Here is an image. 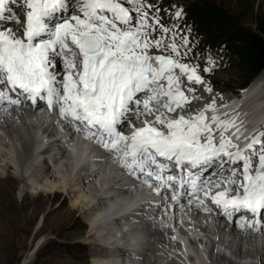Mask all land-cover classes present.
Here are the masks:
<instances>
[{
  "label": "snow or ice",
  "instance_id": "6c2138e0",
  "mask_svg": "<svg viewBox=\"0 0 264 264\" xmlns=\"http://www.w3.org/2000/svg\"><path fill=\"white\" fill-rule=\"evenodd\" d=\"M185 17L160 0H0V120L46 110L68 141L108 153L158 206L215 208L264 233V126L244 137L239 106L220 111L204 74L223 57L194 52Z\"/></svg>",
  "mask_w": 264,
  "mask_h": 264
},
{
  "label": "bare ground",
  "instance_id": "6f19581e",
  "mask_svg": "<svg viewBox=\"0 0 264 264\" xmlns=\"http://www.w3.org/2000/svg\"><path fill=\"white\" fill-rule=\"evenodd\" d=\"M218 76L223 77L220 80L226 77L223 73ZM193 103L197 105L196 102ZM237 106L239 119L243 122L241 128L246 129L243 132L246 134L264 115V67L241 99L233 100L220 110L231 111ZM57 130L49 121L26 111L14 114L10 120H0L1 143L7 142L15 151L18 170L17 179H12L6 162L8 154L1 150L0 165L6 162L8 166H1L4 171L0 172L3 175L0 177V199H7L4 191L8 182L17 188L18 199L25 196L29 184L39 186L41 180L47 181L54 177L60 179L61 190H58L59 185L54 181L53 184L48 183L47 189H40L43 186L36 188V193L42 192L49 196L59 191L66 199L68 193L79 192V187L87 188L93 197L69 204L64 211H53L60 214V219L66 220L77 209H81L80 214L85 217L96 213V209L100 208L98 216L87 217L91 234L73 241L75 245H87L92 249V243L97 240L94 235L100 234L101 241L95 245L91 264H264L262 237L242 238L230 233V227L227 232L224 230V223L221 225L219 222L218 215L215 218L219 220L207 221L206 217L197 213L157 206L154 200L146 199L145 193L129 177H121L118 166L106 165L104 162L101 167L98 159H110L108 154L103 152L101 157L94 148L80 143L68 146L71 149L69 151L59 141ZM90 165L96 166L98 171H90ZM18 182L24 184L16 187ZM4 213L5 211L2 212L3 215ZM150 218L153 225L157 223L153 227L144 223ZM33 220L34 216L29 220L23 219L18 223L16 231L25 237L27 224L31 225ZM173 236L176 237L174 241L171 239ZM43 241H47V236L40 239L36 247ZM202 248L209 250L210 258L206 256L208 259L205 263L202 261ZM220 248L226 252H222ZM127 254L138 261H130L132 259L125 256ZM22 264H26V261Z\"/></svg>",
  "mask_w": 264,
  "mask_h": 264
},
{
  "label": "rangeland",
  "instance_id": "374dc122",
  "mask_svg": "<svg viewBox=\"0 0 264 264\" xmlns=\"http://www.w3.org/2000/svg\"><path fill=\"white\" fill-rule=\"evenodd\" d=\"M164 1L170 2L167 5L175 3L182 8L183 6L187 7L185 10L186 17H191L192 23L196 25V32L199 33L200 38L203 40V43L199 44L209 45L212 43V48L224 45L227 46V50L231 51V40H229L228 46L226 41L229 37H227L222 27L209 21L205 16L197 15L192 9H188L191 8V4L192 6H197V8L204 5H209L211 8L214 7L220 13L226 14L229 20L235 21L249 29H253L254 20L258 15L264 16V0H162L163 3ZM217 16L221 17L220 14ZM223 56L225 62L222 60L220 68L214 73L204 74L206 79L211 85L217 86L219 89L232 91L241 88L248 77L246 68L242 66L240 59L234 57L232 53H224ZM222 73L226 77L220 80L223 77L220 78L218 75ZM2 141L0 140L1 145L4 144V142L1 143ZM1 145L0 152L6 151L8 154V159L10 160L7 159L6 162L10 167V175L15 180L18 177L15 151L7 145V142H5L4 146ZM6 162L0 165V172L4 171L1 166H8H6ZM1 174L0 177L3 176ZM41 181L39 186L28 183L29 189L26 191L25 196L19 199L17 198V188L11 182H8V186L5 187L4 192L7 199H0V264H22L24 261H26V264H91L95 245H98L101 241L100 234L94 235L97 240L92 243V247L94 246L92 249L90 248L91 246L87 245H85L87 247L75 245L73 241L76 238L86 237L91 234L90 223L86 222L87 217L98 216L97 214L101 211L99 210L100 208L96 209V213L85 217L80 214L81 209H77L66 220L65 218L60 219V214L58 215L53 210L60 209L64 211L69 204L78 203L82 198L90 199L93 197L92 193L87 191V188L82 189L79 187L81 189L79 192L68 193L69 196L66 199L64 194L59 191L46 196L42 192L36 193V188L43 186L40 189H47L48 183L53 184L55 181V184L59 185L57 186L58 190H61L62 184L59 182L60 179L56 177ZM23 184L18 182L16 187H20ZM3 211H5L4 215L2 214ZM31 216H34V220L31 225L27 224L28 230L25 233V237H23L21 232L18 233L16 231V227L23 219L29 220ZM44 236H47V241H43L36 247L37 242ZM220 250L226 252L223 248H220ZM201 252L202 261L205 263V260L210 258L209 250L202 248ZM226 254L228 255V252ZM110 260L113 259L110 258Z\"/></svg>",
  "mask_w": 264,
  "mask_h": 264
},
{
  "label": "trees",
  "instance_id": "16d2710c",
  "mask_svg": "<svg viewBox=\"0 0 264 264\" xmlns=\"http://www.w3.org/2000/svg\"><path fill=\"white\" fill-rule=\"evenodd\" d=\"M197 15L205 16L209 21L217 26H221L231 40L232 53L240 59L242 66L246 68L247 78L245 84L250 78L255 76L264 67V16L258 15L254 20L253 29L243 27L235 21L227 18V15L220 13L214 7L204 5L200 8L192 6L191 8ZM221 15V17L217 15ZM223 15V18H222ZM197 16V17H199ZM227 42V41H226ZM229 46V44H228Z\"/></svg>",
  "mask_w": 264,
  "mask_h": 264
}]
</instances>
